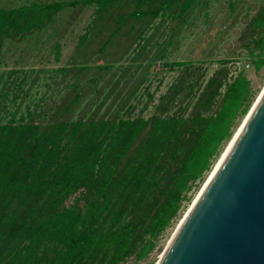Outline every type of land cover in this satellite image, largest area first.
Wrapping results in <instances>:
<instances>
[{"label": "trees", "instance_id": "16d2710c", "mask_svg": "<svg viewBox=\"0 0 264 264\" xmlns=\"http://www.w3.org/2000/svg\"><path fill=\"white\" fill-rule=\"evenodd\" d=\"M258 1L240 34L255 71L264 67V0ZM206 3L71 0L0 8V49L5 39L22 40L67 7L95 6L90 29L111 16L116 27L99 47L106 48L128 21L160 18V23L176 22L177 32ZM87 41L83 34L79 44ZM171 42L170 35L166 44ZM52 47L58 59L61 44ZM229 62L219 60L200 83L203 72L194 79L200 67L192 62L164 63L183 70L146 118L45 123L28 111L0 122V264H122L130 257L147 258L252 104L250 79ZM180 93L189 101L171 111Z\"/></svg>", "mask_w": 264, "mask_h": 264}, {"label": "rangeland", "instance_id": "374dc122", "mask_svg": "<svg viewBox=\"0 0 264 264\" xmlns=\"http://www.w3.org/2000/svg\"><path fill=\"white\" fill-rule=\"evenodd\" d=\"M12 1L9 5L7 0H0V8L24 4V0ZM259 4L258 0H207L192 11L177 32L176 22L160 23V18L147 24L145 20L128 21L106 48L99 47L116 27L111 16L96 21V27L90 29L95 6L64 8L45 27L22 40H4L0 49V61H4L0 64V122L12 113L18 120L28 111L45 123L125 115L146 118L154 113L159 96L166 93L183 70L164 64L174 61H190L200 67L193 76L196 79L203 72L197 81L200 83L219 67V60L228 59L233 71L245 70L255 91L253 104L264 87V67L255 71L249 64L240 34ZM131 25L134 29L126 34ZM83 34L88 41L79 44ZM170 35L172 42L167 45ZM56 42L61 44L58 59L54 56L56 48L52 47ZM160 55L164 57L159 58ZM193 92H197V84ZM76 96L77 102L72 103ZM177 100L171 111L180 103L185 105L189 98L184 99L180 93ZM69 105L71 109L67 111ZM243 119L244 116L238 121L233 135ZM229 141L224 143L203 181L188 193L180 215L159 237L156 249L145 259L130 257L122 264L156 263Z\"/></svg>", "mask_w": 264, "mask_h": 264}, {"label": "water", "instance_id": "95a60500", "mask_svg": "<svg viewBox=\"0 0 264 264\" xmlns=\"http://www.w3.org/2000/svg\"><path fill=\"white\" fill-rule=\"evenodd\" d=\"M155 264H264V89Z\"/></svg>", "mask_w": 264, "mask_h": 264}, {"label": "bare ground", "instance_id": "6f19581e", "mask_svg": "<svg viewBox=\"0 0 264 264\" xmlns=\"http://www.w3.org/2000/svg\"><path fill=\"white\" fill-rule=\"evenodd\" d=\"M263 89H264V87H263ZM263 89L260 91V93L258 94V96L256 97V99L254 100V102H253V104H252V106H251V110L253 109L255 103L257 102L259 96L261 95ZM251 110H250V112H251ZM250 112H248L247 116L249 115ZM247 116H246V115L244 116L243 121L241 122L240 126H239L238 129L236 130L235 134H234V135L232 136V138L230 139L229 143L231 142V140L233 139V137L236 135V133L238 132V130L240 129V127H241L242 124L244 123V121H245V119L247 118ZM229 143H228V145H229ZM228 145H227V146H228ZM227 146H226V148H227ZM226 148H225V150H226ZM225 150H224V151L222 152V154L220 155V157H219V159H218V161H217V163H216V166L214 167L212 173L210 174L209 178L207 179L206 183H205L204 186L202 187V189H201V191L199 192V194H198V196L196 197V199L193 201L192 205L189 207V209H188L187 212L185 213V215H184L183 219L181 220L180 224L183 222V220H184V218L187 216L188 212L191 210V208L193 207V205L197 202V200H198L199 197L201 196L202 192H203L204 189L206 188V186H207L209 180L211 179V177H212V175H213V173H214V171H215V169H216V167H217V165H218V163H219V161H220V159H221L223 153L225 152ZM180 224L178 225L177 229L179 228ZM177 229H176V231H177ZM176 231H175V232H176ZM174 234H175V233H174ZM174 234H173V235H174Z\"/></svg>", "mask_w": 264, "mask_h": 264}, {"label": "crops", "instance_id": "0c3cea01", "mask_svg": "<svg viewBox=\"0 0 264 264\" xmlns=\"http://www.w3.org/2000/svg\"><path fill=\"white\" fill-rule=\"evenodd\" d=\"M58 1H71V0H24V4L23 5H27V4H31V3H52V2H58ZM7 2H9L8 4L11 5L12 4V0H7ZM11 2V3H10ZM8 5V6H9ZM22 6V5H21ZM19 7V6H18ZM13 7H9V8H2V9H11ZM15 8V7H14ZM83 7H80L79 10H82ZM80 12V11H79ZM61 48V47H60ZM55 56V55H54ZM56 58V57H55ZM4 63V61H0V64Z\"/></svg>", "mask_w": 264, "mask_h": 264}]
</instances>
